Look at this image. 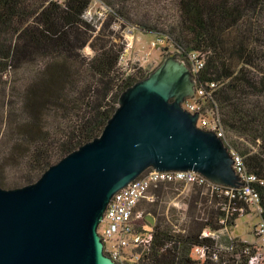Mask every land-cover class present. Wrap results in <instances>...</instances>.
Masks as SVG:
<instances>
[{
  "label": "trees",
  "instance_id": "trees-1",
  "mask_svg": "<svg viewBox=\"0 0 264 264\" xmlns=\"http://www.w3.org/2000/svg\"><path fill=\"white\" fill-rule=\"evenodd\" d=\"M93 1L104 9L98 19L86 15ZM127 26L163 37L162 46L189 67L202 61L195 88L205 91V105L217 109L229 145L255 175L264 221V0H0V185L30 184L100 135L121 92L151 72L119 65ZM189 185L181 223L163 217L151 225L146 213L139 219L153 239L134 264H248L254 245L233 239L231 250L219 251L201 235L249 212L239 191ZM195 246L207 249L204 258L194 257Z\"/></svg>",
  "mask_w": 264,
  "mask_h": 264
},
{
  "label": "water",
  "instance_id": "water-1",
  "mask_svg": "<svg viewBox=\"0 0 264 264\" xmlns=\"http://www.w3.org/2000/svg\"><path fill=\"white\" fill-rule=\"evenodd\" d=\"M195 92L188 65L168 53L121 92L100 135L27 185H0V264H117L97 228L113 194L147 168L198 172L238 187L223 140L181 103ZM154 224V217L145 215Z\"/></svg>",
  "mask_w": 264,
  "mask_h": 264
},
{
  "label": "built area",
  "instance_id": "built-area-1",
  "mask_svg": "<svg viewBox=\"0 0 264 264\" xmlns=\"http://www.w3.org/2000/svg\"><path fill=\"white\" fill-rule=\"evenodd\" d=\"M56 1L61 2L63 0ZM150 44L152 47L164 45V38L155 36L150 41ZM129 45L130 42L126 38L124 53L118 60L119 65L129 63ZM195 57V54H193L192 59ZM202 65V61L197 60L193 62L192 66L189 68L194 74ZM210 86H214V83H211ZM204 92L205 91L201 88L198 90L195 88L194 94L187 97L181 105L192 113L203 108L198 114L197 126L204 130L215 132V134L223 140L225 147L232 156V166L238 174L240 182L244 184L238 187H232L229 190H224L223 192L226 195L234 196L235 192H233V189L239 191V196L244 200L248 207V213L254 212L259 216V222L254 224L252 231L256 239L261 241V244L257 247L255 246L256 253L251 255L248 259V264H256L260 262L258 249L259 247L261 248L264 246V221L260 217L261 208L259 206V195L251 188V182L255 180V175L245 170L240 154L229 145L225 131L219 122L217 109L205 105L206 96ZM167 182L183 183L185 185L197 184L212 189L219 185L221 186V184L210 181L198 172L188 170L159 171L150 167L131 180L127 185L116 191L105 209L104 216L98 224L97 230L103 241L104 253L111 257L117 264H134L139 260L141 253H143L151 244L153 232L148 226H140L138 221L142 215L139 213L135 214V207L144 197H148L152 201L153 196L148 195L149 190ZM222 209L228 210L226 204L222 205ZM238 210L241 214L246 211L244 206L238 208ZM215 232L217 231L204 229L201 235L202 237H211L214 239L213 236H217ZM232 248L233 239L231 240V246L228 250H231ZM250 248V246H247L244 251L247 253ZM217 249L222 251L218 247ZM206 250L207 249L203 246H195L193 248V255L197 259H202L206 255Z\"/></svg>",
  "mask_w": 264,
  "mask_h": 264
},
{
  "label": "rangeland",
  "instance_id": "rangeland-1",
  "mask_svg": "<svg viewBox=\"0 0 264 264\" xmlns=\"http://www.w3.org/2000/svg\"><path fill=\"white\" fill-rule=\"evenodd\" d=\"M99 1H93L89 11L86 13L88 18H97L103 12V6ZM98 19V18H97ZM129 45V62L130 66L140 68L141 72H149L154 70L166 57L168 53H174L173 49L167 46L152 47L150 41L154 37V34H147L138 29L129 28L128 26L123 28ZM169 49V50H168ZM89 53V49H86ZM192 192L191 185L185 184H171L166 186L160 193L149 190L148 195L153 196L151 201L148 197L142 198L135 207V214L144 213L153 215L149 212L150 207L155 208L156 214L154 219H161L163 217L172 220V223H181L185 218V212L187 211V202L189 193ZM259 222V216L254 212L246 213L238 216L231 227H223L219 231L215 232L217 236H213L217 247L222 251H228L231 246L232 239H238L247 242L254 246L261 244L260 240H257L253 234L254 224ZM259 261L264 264V246L259 247Z\"/></svg>",
  "mask_w": 264,
  "mask_h": 264
}]
</instances>
